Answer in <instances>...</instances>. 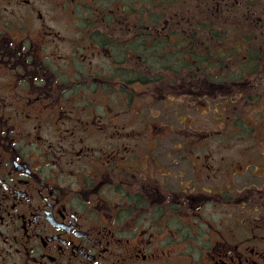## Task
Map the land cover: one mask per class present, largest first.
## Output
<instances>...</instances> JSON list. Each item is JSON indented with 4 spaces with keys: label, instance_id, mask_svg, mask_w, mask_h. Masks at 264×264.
<instances>
[{
    "label": "flooded vegetation",
    "instance_id": "1",
    "mask_svg": "<svg viewBox=\"0 0 264 264\" xmlns=\"http://www.w3.org/2000/svg\"><path fill=\"white\" fill-rule=\"evenodd\" d=\"M38 4L70 15V39ZM183 13L154 0H0V264H264V147L237 157L235 135L190 125L186 110L150 113L158 97H183L201 115L204 93L235 91L219 82L235 72L190 70L174 38L149 56L164 73L145 72L165 76L164 92H139L129 49L141 36L169 43Z\"/></svg>",
    "mask_w": 264,
    "mask_h": 264
},
{
    "label": "trees",
    "instance_id": "2",
    "mask_svg": "<svg viewBox=\"0 0 264 264\" xmlns=\"http://www.w3.org/2000/svg\"><path fill=\"white\" fill-rule=\"evenodd\" d=\"M166 0V3L162 2L159 4L155 2L156 6H166L173 5L172 8H184V5L187 3V0ZM195 4H188L192 6H197L200 11L192 12H184L182 15L186 16V28L183 30L177 29L179 33V42L178 44L187 46L188 51L187 55V64L190 70L195 71L197 68L203 65V69L206 70L207 64H217L218 69L222 70H231L235 71V73H239V70H242L238 65L235 67L227 66L224 61L230 59L234 60L241 56V52L239 49H243L244 51L247 49V46L250 42H260L264 41V19L261 21L262 15H264V0H193ZM159 21V20H156ZM181 21V20H180ZM147 22V21H146ZM236 24L238 28H243L245 34L244 36H237L231 39V41L227 40V36L223 35L225 33L226 27H229L231 24ZM263 25V28H261ZM184 27V25H183ZM174 29H171L173 33ZM184 31L185 33H183ZM239 31V30H238ZM176 33V34H178ZM180 33L183 35H180ZM175 36L171 34V41L167 42V37L165 34H161V36H156V38H149L141 36L140 41L138 42L136 48L129 49L134 55H138L140 58L139 61V80H140V93L143 94L144 91L150 93L153 87L156 88V91L164 92L166 82L168 81L164 75L159 74L153 80L148 76V74L143 73L145 69L155 70L157 72H163L164 66L159 62H153L151 57L152 54H157L158 51L162 55L166 53L167 44L170 45L168 49L175 48V43L173 42ZM151 39V40H150ZM164 40V42H162ZM208 44H211L209 47ZM166 45V47L164 46ZM205 45L208 46V49L204 48L202 51H195V47L203 48ZM228 45L231 49L236 51L235 54L232 51H213L214 46H223ZM259 47L262 48L259 51ZM248 59L246 62L249 64H253L250 70L257 71L259 68L256 67L258 63L257 60L264 59V49L261 46L251 45L248 47ZM173 53V52H171ZM174 54V53H173ZM232 54V55H230ZM238 54V55H237ZM239 60V59H238ZM238 60H236L238 62ZM236 61L232 62L236 64ZM245 61L242 60L241 63ZM163 67L160 68V67ZM224 66V68H223ZM222 68V69H221ZM211 69V68H210ZM164 73V72H163ZM175 80V79H173ZM188 83H192L193 86H198L196 79H188ZM221 80V78H220ZM231 81V82H230ZM240 81V78L229 79V82ZM229 83V84H230ZM231 85V84H230ZM145 92V93H146ZM247 94H242L240 96L236 95V99L238 100L242 97H245ZM155 96L158 94L155 93ZM241 102V101H240Z\"/></svg>",
    "mask_w": 264,
    "mask_h": 264
},
{
    "label": "rangeland",
    "instance_id": "3",
    "mask_svg": "<svg viewBox=\"0 0 264 264\" xmlns=\"http://www.w3.org/2000/svg\"><path fill=\"white\" fill-rule=\"evenodd\" d=\"M148 1V0H145ZM173 0H170L169 2H172ZM163 2L166 3V0H163ZM188 4H195L193 0H187V3L184 5V8L182 9L184 12L188 11V12H192L195 13L196 11H200V9H197V6H192L191 5V9L190 5ZM38 6L41 7L40 4H38ZM166 6H168V4H166ZM173 6V5H172ZM170 5V7H172ZM41 10L44 14V17L48 20V22L51 20L50 24L57 30H60L62 32V34L64 36H67V38L70 39L71 35L69 34V29L70 27H68V23L69 21V17L70 15H66L63 13H57V16H53L50 15L48 13L51 12V10H49V7L44 6V8L41 7ZM264 10V8H263ZM264 12V11H263ZM53 16V17H52ZM186 16H188V14H186ZM179 15L177 16L178 19ZM264 19V15H262L261 21ZM186 27H184L185 29ZM261 28H263V25H261ZM173 30V34L178 33L177 29L172 28ZM183 30V29H182ZM239 30V31H238ZM183 33H185L184 31H182ZM183 33L180 35H183ZM245 32L243 30V28H238V26L236 24H231L229 27H226L225 33L223 35L227 36V40L231 41V39H233L234 37L237 36H244ZM176 40L180 39L179 37V33L175 36ZM124 39V38H123ZM251 45L254 46H261L264 49V41H262V43L260 42H250L247 46V49L244 51L242 48L239 49V51L241 52V56L238 57L236 60H238V62L236 61V65L240 64L243 67H246L248 65V63L244 62L241 63L242 60H246V58H248V47H250ZM208 46L210 47L211 44H208ZM208 46L205 45L203 48L201 47H195V51H202L204 48L208 49ZM125 45L122 44L120 45V48H123L124 50ZM186 47V52L188 51L187 46ZM213 51H232L235 54L236 51L234 49H231L230 46L228 45H223V46H214ZM262 48L259 47V51ZM115 52L118 55H122L118 50H115ZM112 54V53H111ZM230 54V55H232ZM238 55V54H237ZM92 60L94 62H96V65H100V61H102L103 59H101L100 57H94L92 58ZM257 67L259 68L256 71V74L254 77L252 78H248L245 80H241V81H235L232 82L231 85L234 86V90L238 89L240 86L243 90H247L249 87L251 89H253L256 92H250L248 93L245 97L239 98L237 101L234 99V97H230V101L233 103H236L238 108V118L242 120V124L243 127L242 129L235 134V131L233 132H229V134H234L237 135L235 136L236 138L235 140V154L237 157H253L255 159H261L260 155L257 153L262 147H264V125L260 124L262 122H264V69H260V65L262 63V59L257 60ZM225 64H229V61H224ZM253 65V64H252ZM254 66V65H253ZM109 69V67H108ZM222 69V68H221ZM147 72L149 71L148 69H145L143 72ZM227 72L230 73L229 70H227ZM209 80L211 82H214L211 78H209ZM237 84V85H236ZM206 87V85H204ZM189 89V87H188ZM250 89V90H251ZM190 90V89H189ZM208 91H211V89H209ZM238 91V90H237ZM236 91V93H237ZM259 95H256L258 94ZM240 95V93L238 94V96ZM183 98V97H182ZM180 98L179 100L175 99V98H171V100H168L167 102L165 100H163V97H158L156 98L157 100L154 101L155 105L152 108L151 112H156L157 108H160L161 111H164L166 113L167 118L170 119L169 117V107L167 106L168 103L171 104L172 108H175V113L172 116V120L176 121L177 120V114L179 113H184L186 110V113H190V125L195 124L198 127H203L204 131L210 130V129H214V128H221L222 127V122L221 120L224 121V119H226L228 121L227 118L222 117V116H218V112L219 110H222V108L218 107L215 109V105L219 104L223 101V95L222 94H209L207 93V97L203 98L204 100V104L203 106L200 107V110L198 111L197 114L196 110L194 109H188V107L186 106V104H189V99L187 98V100L183 101V99ZM241 101V102H240ZM251 112H250V111ZM192 123V124H191ZM259 124V125H258ZM222 129V128H221ZM224 130V134L226 133V129ZM256 132V133H255ZM258 162V160H256Z\"/></svg>",
    "mask_w": 264,
    "mask_h": 264
}]
</instances>
